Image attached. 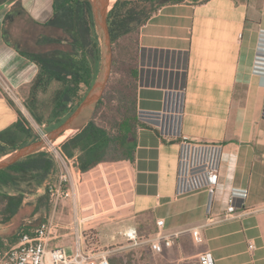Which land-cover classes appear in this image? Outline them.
I'll return each mask as SVG.
<instances>
[{
  "label": "crops",
  "instance_id": "0c3cea01",
  "mask_svg": "<svg viewBox=\"0 0 264 264\" xmlns=\"http://www.w3.org/2000/svg\"><path fill=\"white\" fill-rule=\"evenodd\" d=\"M53 14L54 0H0V130L17 119L11 93L29 94L39 73L22 52L43 49L39 40L55 32L47 25ZM259 40H264V0L163 4L137 32V111L139 117L155 115L140 118L133 160L101 162L79 172L73 159L64 157L71 197L44 212L35 210L44 189L27 195L16 219L0 225V264H8L5 252L19 242L23 225L32 233L44 222L50 227L47 246L68 254L75 251L78 236L84 245L86 230L95 232V245L108 247L134 227L137 244L131 245L149 244L160 231L172 238L170 247L182 249L187 243L191 252L185 258L197 262L200 252L210 251L214 264H264V79L255 66ZM179 132L194 142L222 145L212 196L206 190L177 194ZM57 162L53 183L63 171ZM234 188L247 194L235 199L233 217L225 219ZM158 220H163L161 227ZM195 227L201 242L193 239ZM122 248L112 249L119 253Z\"/></svg>",
  "mask_w": 264,
  "mask_h": 264
},
{
  "label": "trees",
  "instance_id": "16d2710c",
  "mask_svg": "<svg viewBox=\"0 0 264 264\" xmlns=\"http://www.w3.org/2000/svg\"><path fill=\"white\" fill-rule=\"evenodd\" d=\"M183 1L113 3L107 15L113 63L106 89L87 123L58 145L63 157L73 159L77 171L85 172L101 162L133 160L137 130L143 125L137 111V32L163 4ZM47 25L55 32L39 40L43 49L22 52L39 67L26 107L38 124H45L46 132L58 126L81 102L96 78L100 62V43L89 0H54V14ZM52 81L59 82V87L51 95L50 113L44 118L35 112V103L39 92ZM10 105L17 119L0 130V158L40 138L23 113L13 103ZM56 171L57 160L48 150L27 155L0 170V225L12 223L27 195L39 186L44 192L35 210L41 207L48 212L52 204L48 188L56 181ZM23 233H30L28 224L21 227L19 237ZM111 261L124 264L122 258Z\"/></svg>",
  "mask_w": 264,
  "mask_h": 264
},
{
  "label": "built area",
  "instance_id": "2783aa9c",
  "mask_svg": "<svg viewBox=\"0 0 264 264\" xmlns=\"http://www.w3.org/2000/svg\"><path fill=\"white\" fill-rule=\"evenodd\" d=\"M257 70L264 79V40H259L255 56ZM153 113L140 114L139 119L148 120L147 116H154ZM182 116V111L180 115ZM141 121V120H140ZM37 133L41 138L46 136L45 125ZM176 137L179 139V157L177 170V194L184 195L191 192L206 190L212 196L218 182L219 164L222 153V145L206 142H194L187 136L179 132ZM56 151V158L63 163V171L59 175L58 181L49 185V195L52 203H56L61 198L71 197V189L68 188L70 182L69 166L65 164L64 157L60 151ZM246 189L234 188L228 197L225 219L233 217L235 211V199H243L246 196ZM163 220L157 221V226L161 227ZM50 227L47 222L39 224L32 233H23L19 242L5 252L8 264H110L106 252L90 250L80 243L81 236L76 239L75 251L68 254L62 248H49L47 246ZM193 239L201 242L202 237L195 227L191 230ZM127 238L137 244V231L134 227H129L123 233ZM173 241L171 237H165L160 233L149 241L151 249L156 253H161L164 248L170 247ZM249 248L253 244L249 243ZM199 264H214L210 251L200 252L198 255Z\"/></svg>",
  "mask_w": 264,
  "mask_h": 264
},
{
  "label": "water",
  "instance_id": "95a60500",
  "mask_svg": "<svg viewBox=\"0 0 264 264\" xmlns=\"http://www.w3.org/2000/svg\"><path fill=\"white\" fill-rule=\"evenodd\" d=\"M89 2L100 43L99 68L92 86L77 107L58 126L49 130L44 138L25 144L0 158V170L11 166L27 155L42 150L68 130L76 132L92 117L106 89L112 70L113 49L107 15L113 4L109 7L108 0H89Z\"/></svg>",
  "mask_w": 264,
  "mask_h": 264
},
{
  "label": "rangeland",
  "instance_id": "374dc122",
  "mask_svg": "<svg viewBox=\"0 0 264 264\" xmlns=\"http://www.w3.org/2000/svg\"><path fill=\"white\" fill-rule=\"evenodd\" d=\"M58 86L59 83L54 81L52 84H49L47 86L45 91H42L38 94V100L35 103V112L44 118H47L50 113L51 95L54 92V90L58 88ZM7 93H10V91H7ZM11 94H12L11 97H13L12 99L14 100L16 107L19 108L21 112L24 114V116L27 118L32 129H34V131L36 132L42 129L43 126H41V124H38L35 121L31 113L29 112L28 108L26 107V105L29 103V95L27 94L26 96H21L17 94L18 96L17 97L13 93ZM59 143H57L55 146L58 152H59L58 149ZM42 150H48L52 152L54 155L56 154L54 147L47 146L44 147ZM56 160L58 161L59 158H56ZM83 241H84V247L90 250L107 252L106 256H108V258L110 259L111 264H112L111 261L112 258L113 259L122 258L124 264H198L197 258H185L189 256V253L191 252V247L187 243L183 244L182 249L178 247H168L165 248L161 253L152 252L149 248V244L131 245L133 241H131L129 238L126 237L121 239L119 241V244L113 243L108 247H99L97 244L95 245V242L97 240L95 238V232L93 230L85 231L83 235ZM118 245L123 246V248L121 252L116 253L115 251H113L112 248H115Z\"/></svg>",
  "mask_w": 264,
  "mask_h": 264
},
{
  "label": "bare ground",
  "instance_id": "6f19581e",
  "mask_svg": "<svg viewBox=\"0 0 264 264\" xmlns=\"http://www.w3.org/2000/svg\"><path fill=\"white\" fill-rule=\"evenodd\" d=\"M108 2H109V7H110L114 3V0H108ZM71 133H73V130H68L67 132H65V134L58 137L55 142L49 144L48 146L55 147L57 143L61 142L62 140H64L69 135L71 136Z\"/></svg>",
  "mask_w": 264,
  "mask_h": 264
}]
</instances>
